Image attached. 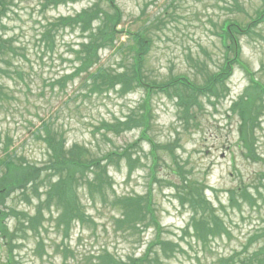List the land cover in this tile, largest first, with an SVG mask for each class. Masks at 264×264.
Returning a JSON list of instances; mask_svg holds the SVG:
<instances>
[{"label":"rangeland","instance_id":"rangeland-1","mask_svg":"<svg viewBox=\"0 0 264 264\" xmlns=\"http://www.w3.org/2000/svg\"><path fill=\"white\" fill-rule=\"evenodd\" d=\"M95 1L81 0L54 7L45 5V0H4L7 15L3 20V31L28 47L27 57L19 58L20 62L16 63L30 77L32 90L26 92L17 78L15 81L4 78L5 88L15 100L4 103L0 110L1 138L4 141L7 136L11 137V150L41 166L48 160V151L37 134L39 130L43 132L42 121L51 119L53 129L63 133L67 149L79 146L90 150L84 158L98 157L107 161L104 157L111 152L130 153L134 160L140 157L131 173L126 158H122L119 168L107 162L112 190L117 195L152 197L151 205L155 219L160 223L162 238H170L182 249L168 260V264H217L218 258L240 249L249 234L264 225V99L255 134L257 153L262 161L247 158L244 149L239 147L240 119L230 107L245 93L250 75L238 63L220 100L199 95L202 107L193 109L194 119L183 114L184 107L178 98L152 88L150 108L154 118L147 132L151 140H142V128L118 135L101 129L103 121L124 120L128 115L144 113L145 89L137 85L138 88L122 94L118 85L101 94H90L89 84H85L83 78L85 74L77 77L75 83L70 81L64 90L45 87L46 78L73 70L70 51L78 48L80 31L59 26L54 55L45 54L44 44L40 41L47 23H57L60 16L73 15ZM116 2L123 13L118 38L114 48L101 50L100 65L91 70L95 72L99 67H105L108 71L121 73L132 67V62H136L135 52L130 49L133 34L143 33L151 40V47L144 58L142 76L148 74L157 83L178 74H186L192 80L196 78V83H204L207 75L214 74L225 58L219 29L222 21L229 18L246 24L262 8L261 0ZM102 6L110 9L109 2ZM240 42L242 59L254 73L253 78L264 82V23L254 34L240 36ZM177 139L179 143L173 146L179 164L189 171L188 176L194 184L198 187L205 184L208 200H212L216 207L220 205L219 201L225 206L221 210L218 206V212L229 234L224 233L204 243L198 241L193 232H183L192 216L180 201L181 191L185 194L186 189L181 187L180 191L174 187L183 169L173 162L168 149L152 151L153 143L164 146ZM157 162L154 179L152 167ZM241 183L258 187L262 195L256 194L257 206L251 208L246 204L238 209L228 203V189ZM79 194L83 208L93 222H88L84 229L75 224L68 240L53 223L50 226L46 223L47 228L42 234L44 242L39 245L34 232L13 233L19 223L17 219L6 221L9 233L14 235L13 244L18 242L21 246L14 252L17 264H96L101 249L123 258L128 255L139 257L145 252L146 246L155 238L157 230L154 226L135 232L124 231L114 222L115 210L101 206V202L94 206L83 186L79 188ZM14 206L29 213L35 212L34 201L21 200L18 192L10 194L5 204H0V210L9 211ZM148 217L151 216L148 214ZM63 241L71 249L67 258L63 249L58 247ZM6 259L5 249H0V264Z\"/></svg>","mask_w":264,"mask_h":264},{"label":"trees","instance_id":"trees-1","mask_svg":"<svg viewBox=\"0 0 264 264\" xmlns=\"http://www.w3.org/2000/svg\"><path fill=\"white\" fill-rule=\"evenodd\" d=\"M45 1L47 3L45 5L57 7L60 4L77 0ZM108 1L113 5L114 0ZM115 8L116 11L109 13L99 3H96L83 9L75 16H60L57 23H47L40 37L41 43L44 44L43 52L45 54L54 55L56 35L58 27L61 25L71 29H79L82 40L77 49L72 48L70 51L72 55L70 61L74 64L73 70L59 76V78L47 80L48 82L44 83L45 87L65 88L67 82H74L77 77L85 74L86 76L83 78L85 84H89L88 92L90 94H101L115 89L118 85L121 86L122 94L138 88L137 85L145 88L147 94H150L152 88L164 91L174 88L178 91L181 104L184 105L183 114L187 118L194 119L193 107L195 105L202 107L198 100L199 94L209 93L216 98L222 96L226 89V79L233 74L235 62L243 64L240 60L241 47L235 37L236 25L232 24L230 29H226L224 33L225 37L231 41L229 48L233 57H229L216 73L208 74L203 85H197L183 75L161 83L151 80L148 74L142 76L144 58L151 47V40L147 39L143 33L133 34L134 42L130 45V49L135 52L136 62H132V67L129 66L127 70L121 73L108 71L105 67H99L94 72L91 69L100 65L101 50L109 47L114 48L120 32L117 26L122 21V14L116 5ZM6 15V3L4 0H0V110L4 107V103L15 100V97L7 92L3 83L4 78H10L13 81L17 78L23 83L26 92L32 90L30 77L17 64L20 62L19 58L27 57L28 47L13 36L4 33L5 24L3 20ZM263 21L264 3L263 9L257 14L253 23L246 27V30L250 32L251 27ZM229 48L227 49L228 53ZM262 68L264 69V65ZM14 74L17 76L15 77ZM191 85L193 88H190ZM263 99L264 82L252 77L245 93L231 108L240 117L239 145L244 149L245 156L253 161L262 160L256 150L255 134L263 107ZM259 101L261 103H258ZM142 106L146 110L144 113L128 115L124 120L103 121L100 128L114 132L116 135L131 129L142 128V140H151L147 132L150 129V121L154 118V113L148 100ZM42 129L44 133L40 130L38 138L43 139L47 145L48 160L41 166L38 163L30 162L25 156L19 155L17 151L11 150L13 139L7 136L3 141L0 135V140H2L0 142V151H2L0 154V204H5L10 194L18 192L21 200H27L29 203L34 201L35 207L34 213L19 210L17 206L11 207L9 211L0 212V242L2 248H4V240L7 241L8 246L7 260L2 264H17L14 250L20 247L18 242L13 244L14 235L9 233V226L6 221L10 218H15L20 223L13 232L14 234L34 232L39 245L44 242L42 234L44 233L43 230L47 228L46 223L49 226L53 223L57 231L62 232L63 238L68 240L75 224L79 223L85 226L86 223L93 222L91 215L83 208L82 199L78 192L81 186L85 188L86 194L94 206H99L97 203L101 202V206L111 207L116 211L114 222L120 229L135 232V230H146L154 226L157 230L155 238L141 256L128 255L123 258L108 252L107 249H101L96 264H168V260L182 251L175 241L170 238H162L160 223L155 219L153 213L151 196L117 195L114 191L113 194L111 193L113 184L107 173V162L119 168L122 158H126L129 173H131L140 157L134 160L130 153L111 152V155L104 157L107 161L98 157L84 158L90 153V150L79 146L66 149L62 135L54 131L50 119L43 121ZM178 143V139L173 143L164 144V146L153 143L152 151L168 149L169 154L173 157V162L178 164L179 169H183L180 173L179 182L174 183L176 189L178 188L180 191L181 187L186 189L185 194L181 191L180 201L192 214L187 229L183 232H193L195 238L204 243L222 236L224 233L229 234L218 208L205 195V184L201 183L202 187L194 184L188 176L187 172L189 171L179 164L173 146V144L176 146ZM157 164L158 162L152 167L154 179ZM228 193L230 205L238 209H242L246 204L251 208L257 206L258 197L256 194L262 195L257 186L243 183L228 189ZM220 206V210L225 209V206L221 204ZM148 214L151 216L150 218ZM58 247L63 249L64 256L67 258L71 252L69 246L64 245L63 241V244ZM217 264H264V225L252 231L240 249L234 250L228 256L218 258Z\"/></svg>","mask_w":264,"mask_h":264}]
</instances>
